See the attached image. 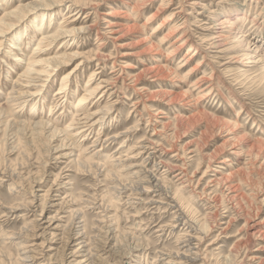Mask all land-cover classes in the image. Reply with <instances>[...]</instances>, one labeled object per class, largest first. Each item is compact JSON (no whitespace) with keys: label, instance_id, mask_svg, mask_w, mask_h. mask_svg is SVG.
Masks as SVG:
<instances>
[{"label":"rangeland","instance_id":"obj_1","mask_svg":"<svg viewBox=\"0 0 264 264\" xmlns=\"http://www.w3.org/2000/svg\"><path fill=\"white\" fill-rule=\"evenodd\" d=\"M20 1L25 5H32L40 0H0V17L3 11L7 9L6 5L11 4V9H15ZM84 1L86 2V0ZM162 1L163 0L150 1L147 6L140 10L138 15L133 12V8H125L120 5L116 8V12L122 11L124 14L122 15L121 13L117 17H109L106 13L110 11V3H116L118 0L93 1V7H95L96 10L94 8H88L80 17L81 21H83L84 17L89 14L90 16L84 19L85 21L82 25L92 26V29L74 38L67 48L68 51L70 50L69 52H76L86 56L85 58L82 57L77 59L75 63H70L68 66L61 67V70L53 73L54 76L46 79L43 84L44 88L42 92L45 94L43 97L38 96V99L35 98L37 100L42 99V102H40V114L37 113V115H33L34 98L28 97L26 102L18 101L24 103L22 110L20 103H8V94L14 86L15 81L18 79L20 72L23 71V67L25 63L28 62L31 54L36 53L37 37L40 35L38 32V25L44 22L42 18H40L42 17V12L37 11L27 15L9 34H6L8 35V39L5 38L3 45L0 47V108H2L3 115H5V117L0 118V122L3 121L4 125H7L9 120H13V116H11L12 113L15 114L21 111L15 115H22L26 120L35 118L36 121L43 120L49 122L50 127H53L55 121L61 118V122L56 124V126L64 129L75 116L74 112L75 106L78 103V96L72 98V95L76 91L81 92L84 90L93 72H100V74L94 77L97 81L98 79L99 81H113L114 78L122 75V67L126 64L125 62H129L132 67H136L135 69L124 70L131 74L158 64L159 61H162L166 54H168L166 50L167 46L162 47L161 50L148 52L149 44L145 42V39L151 37L156 43H159L163 35L169 31V29L173 28L175 25L181 26L183 22H185L183 31L190 38L191 43H197L203 48L200 54L196 55V57L183 68H179L182 65L180 61L187 49L178 52L173 62L170 64V68L176 70L183 78L186 71L192 69V67L197 65L200 61L203 60L204 62L201 66V71L193 76L191 75V77L185 79L184 82H181L180 78L176 77L175 79V76L171 81H154L149 77H145L138 85L140 89L144 88L142 92H136L132 88L126 86H123V89H119L122 83H113V86L115 84L118 85L117 88L112 85L107 86V84H102L103 87L107 86V88L95 95L94 102H98V109L103 108L107 101L113 103L117 101L118 104L115 106V109L110 112L108 116L110 118L106 121V124L104 126H96L94 129L92 135V138H94L93 140L96 139L97 134H100L102 137V144L90 148V150L86 151L85 155H83V150L89 148L92 141L86 143L83 150L77 147L72 149L73 147L70 143H68L67 147L59 148V145L61 146V140H63L62 137L58 140L54 139L50 147H48L50 143L47 141L45 142V137L39 138L36 144L32 145L29 131L27 132L28 134H26L11 129L7 130L1 122L0 169L3 170V168H5L9 175L12 174L17 184H24V186L27 187L26 189L29 188V183L32 182L34 191L38 195H42L50 188L52 189L51 203L45 207L43 213V217L46 220L56 215L59 207L52 206L60 204L61 200L70 203L69 207L74 211H80L75 221L78 223L77 225L82 227V230L85 228L86 232L80 233L78 237H82L83 241H86L88 244L90 243L91 247H94V241L95 244L97 242L99 246L102 245V248L105 247L104 252H99L100 254H104L103 258L105 260L96 261L94 264H164L166 263L164 260L166 256L161 257L162 255L177 252L183 247L182 242L185 237H182V228L176 227L171 229L170 225L174 224L173 214H171V212H166L158 205L149 204L152 203V199L155 201L159 198L156 197L154 193L136 194L132 189H123V185H127L125 184L127 182L124 179L120 180L121 182L111 180L107 176V172H105L106 168L103 166L107 165L110 156L115 155L117 148L124 142V145H129L128 148H133L134 146L137 148V146H141L138 145L140 141L155 137L153 135L156 129H162L161 124L163 125V123H167L168 121L174 122L176 114L179 112L186 114L187 110L190 109L189 106H186L187 110L183 111L182 109L184 108L181 109L180 105L175 103L170 104L160 98H156L154 101L150 100L147 97L148 93L145 92H156L158 90L171 91L180 88L186 90L197 77L206 73L209 77L212 76V81L208 84H214V89L217 88L216 83L218 81L224 82V87L222 86L223 88H221L224 96L218 92L211 101H204L201 104L202 107L209 113L214 114L215 116L213 117L227 118L231 120L233 124H230L226 129H221V126H212L206 119H202L199 122L191 121L189 124L179 129L177 136L171 133L174 127L170 126L167 127L166 131L159 134L161 136L158 138L156 137V139H159L160 143L164 144V146L174 143L178 148L180 147L182 150L183 148L186 149V152L181 151V154L186 153L185 156L187 157L184 156V160L172 158L173 153L168 154V156L163 157V159L167 162L183 166L188 170V175L195 179L196 184H194L193 188L192 186L187 187L183 190V194L186 198V202L192 205L195 216L199 219L207 217L208 220L210 219L209 221L212 225L213 232L204 239L202 244L198 245L201 250V257H205L208 262L205 263L259 264L258 261L251 260L253 256H258L262 258L260 264H264V237L262 238L250 234L254 227L264 230V0H197L200 5L196 6L194 10L186 7L184 14L180 16L182 19L180 22L176 24L174 22L168 28L159 33L155 32L152 36V33L155 31L160 21L175 12L174 9L178 7L176 0L172 2V7L167 9L168 11L162 13L155 19H149L150 16L153 15L152 13L159 10ZM67 5L69 6V4ZM67 5L59 7L56 10V12L61 11L60 15L54 17L56 25L62 22L63 18L68 15L67 12L69 11L66 8ZM241 5H245V7H241ZM235 8L242 11L239 17H243V11H245L246 18L242 21V24L237 22V19L234 18V22H236L234 24L235 28L231 29V31L229 27H231L230 25L232 24L230 23L224 25L223 29H217V27H221L219 24L221 23V19L225 17L224 13ZM126 13L129 14L130 18H125ZM104 18L109 21L115 20L124 22L127 26H132L134 22H136L140 25V28L137 27L125 33L120 42L115 44V42L111 40V35H103L106 29ZM71 20L72 19H70V21ZM253 20L255 21L253 22ZM146 22L148 24L144 26ZM236 31L237 33L247 35L246 38L240 40L244 42V47L241 48V50H244V53L250 54L252 58L230 59L232 60L231 63L221 66L226 63L230 57L236 56L235 52H227L218 55V53H212V50L217 49H209L208 45L204 43L213 36H217V33L222 32L221 34L224 35V38L228 39V37H230L229 41H223L226 45L224 49L229 50L235 45L231 43V41L235 40ZM19 33L21 34L19 35ZM196 35H199L201 38L196 39ZM17 39L25 41L22 43V49L24 51L17 50L16 47L14 48V46H17L15 45ZM119 44L125 45V47L117 48ZM57 47H63L62 41H58L49 49H56ZM129 51L136 52L137 56L123 58L122 61L114 64V59L120 52L126 53ZM97 52L98 56H96ZM17 54L24 62L15 61V56ZM89 56H92V58ZM108 57L110 58L108 59ZM155 57L158 59V62ZM248 61H250V63H247ZM78 64H81L77 67L78 70L73 71ZM113 65L114 68H112ZM229 66H232V69L236 70L238 77L245 72L247 74L245 73L244 76L236 80L231 74L227 73V68ZM70 72H73V74H71L72 77L67 93H71L72 95L70 94L66 97L68 98V102L60 106L61 102L57 108H53L56 103L54 99H57L55 95L61 87L62 78ZM122 76L127 80L125 75ZM94 82L95 81L92 80L88 85ZM239 82L244 83L242 88L240 87L241 85H237ZM23 83H25V79L20 82V84ZM128 83L129 81L127 80L126 85ZM104 90L105 92H103ZM102 93L103 96L101 97ZM227 100L233 101L234 108L228 107ZM144 104H146V108H143ZM224 111L230 113L232 118L227 117ZM150 112H153L152 116L149 115ZM137 120L139 122L137 131L126 134L128 128L134 126ZM227 130L230 131L226 132ZM45 133L48 137L49 130H46ZM116 134L120 135L116 141H105L108 136ZM168 137L169 139H167ZM42 139L44 140L42 141ZM74 141L77 143L79 139H75ZM232 144L236 145L235 147L241 148L243 153L239 155L234 154L233 151L235 148ZM254 144H257V149H259L258 147H263L260 152L261 157H259L258 160H250L247 154H245ZM241 149L239 150L241 151ZM191 150L195 152L190 153ZM96 151L99 154H97L95 158L99 160L102 165V168H100L101 172L99 173L95 170L89 172L88 168V170L86 168H81L80 170L75 163L71 162L79 155L83 161L87 160L88 157L94 155ZM151 151L153 152V150ZM70 152H74V156L69 155ZM137 152H144L140 156L142 159L147 157L146 151L140 149ZM58 153H60V155ZM65 154L68 155L66 156ZM52 155L54 157H52ZM56 156H59V159H57ZM214 158L216 162H212V169H216V167L219 166L217 170L227 173L226 175L231 177L234 181L242 179L238 188L240 194L236 197L237 200L236 198L234 200V198L229 195L228 190L223 188L225 187L224 185L215 187L214 189L210 187V183H207L209 182V178L205 177L206 179L204 178L205 180L200 181V184L197 185V181L200 180L209 165V160L213 161ZM226 159H228L229 162L224 163L223 161ZM133 161H141V158H137ZM157 162V158L153 159L148 168L153 170V166ZM20 173L22 178L20 177ZM208 173L210 176L212 174L211 170H209ZM230 173H234V175H230ZM39 175L44 176V178H42L43 180L38 178ZM58 175L59 178L58 181H56ZM8 176L0 174V264H54L53 262L55 260L51 262L49 255L35 254L39 249L35 250L36 252L32 254L33 258L28 260V262L19 260L25 252L22 251L21 248L23 247L21 243L24 239L18 240L16 237L22 232L25 226V218L22 217L21 214L23 213H21V210L17 212L14 211L15 213H8L6 208H9L12 204L22 202L28 198V196L22 189L18 188L19 186L11 185L12 181ZM40 185L43 186L42 189L36 187ZM226 195L227 197H225ZM72 198H76V201ZM238 198H240L239 201ZM96 199H99L98 202L100 200L103 201L108 210L107 219L105 220L106 224L103 223L106 226L102 224L106 213H103V209H99V206L95 205L94 202ZM236 203L240 204L236 205ZM41 210L42 209H40L38 213H40ZM59 214L58 218H62L61 222L57 223H62L66 226L71 221L70 212L60 211ZM246 222L250 225L249 227H247ZM257 222H259V224H257ZM47 225L48 224L45 226ZM252 225H254V227ZM55 226L56 224L53 227ZM53 227L48 231V235H45V238L40 237L41 231L37 234L38 236H31L30 239H25V242H29V245L34 244L38 248L40 244L45 242L46 247L48 245L53 247L50 248L48 253L52 256L56 255L55 257L59 259L62 255V245L59 240L56 242L52 241L53 239H51L49 234L53 232ZM224 227L227 228L224 230V233L221 234L220 229ZM12 233H16V237L8 239L13 236ZM60 233H62V231H60ZM105 233H109L106 236H110L108 244H105L106 241L103 239ZM76 236L77 235H74L73 237ZM216 238H218V240H216ZM76 239H74L75 241L73 240L74 242L71 244L72 246L70 248H72V251L79 250L78 243L81 241H77ZM117 240H122L121 246L116 243ZM135 243L141 246L140 249L132 251V254H134V257H132L133 262L126 263V260L122 263V256L127 255V252H131V247L134 248ZM76 244H78V246H75ZM194 244L196 246V242H194ZM260 246H262V250L257 251ZM141 249H144V251L140 253ZM46 250H49V248ZM226 256L228 257L227 260ZM75 259L82 260L83 258L81 254H78ZM202 261L198 264H203ZM71 262H73L71 264H75L74 261L71 260ZM85 264L90 263L87 262Z\"/></svg>","mask_w":264,"mask_h":264},{"label":"bare ground","instance_id":"obj_2","mask_svg":"<svg viewBox=\"0 0 264 264\" xmlns=\"http://www.w3.org/2000/svg\"><path fill=\"white\" fill-rule=\"evenodd\" d=\"M93 1L95 0H86V2L84 0H40L37 3H34L32 5H28V4L25 5L20 1L19 5L15 9H11V4L6 5L7 9L3 11V14L0 17V47L3 45L4 39L7 38L8 36L6 34H9L13 30L14 27H16L22 20H24V18L27 15L33 12L41 11L42 17L40 18H42V21H44L42 22V24L38 25V28H39L38 32L40 33V35H38L37 37V45L35 49L36 53H32L31 56L29 57L28 62L25 63V66L24 67L22 66L24 69L23 71L20 72L18 79L15 81L14 86L12 87V89L10 90L8 94L9 104H11L12 102H18V101L26 102V99L28 97L34 98V99L35 98L38 99V96L43 97V95L45 94V93H42L43 88H44L43 84L47 78L54 76L53 73L61 70V67L68 66L70 63H75V61L79 58H82V57L85 58L86 55L84 56L76 52L75 53L69 52L70 50L68 51L67 48L70 45V42L74 40V38L82 34H85L86 32L92 29V26L82 25L85 21L84 19L88 18L90 15L87 14L84 17L83 21H81L80 17L84 13V11L88 8L89 9L94 8L96 10V8L93 7L94 5ZM150 1L152 0H118V2L116 3H110L111 4L109 5L110 11L106 14L109 17H117L121 13L123 15L124 12L122 11L116 12V8L121 5V6H124L125 8H133V12H135L138 15L140 10L143 9L145 6H147ZM174 1L176 0H163L159 7V10H157L155 13H152L153 15H151L149 19H155L159 17L162 13L168 11L167 9L172 7V2ZM176 3L178 7L174 9L175 12H173L167 18L160 21L157 28L152 33V36L154 35L155 32L159 33L162 30L168 28L172 23L175 22L176 24L180 22L182 20L180 16L184 14L185 12L184 10L186 7L194 10L196 6L200 5V3L197 0H177ZM67 4H69V6ZM66 5H67L66 7L67 10L69 11L67 12L68 17L67 16L64 17L63 21L60 22L58 25H56L54 17H57L58 15H60V12H61V11L56 12V10L59 7L66 6ZM241 7H245V5H241ZM240 13H242V11H240V9L238 8H235L229 12H225L224 13L225 17L221 19L220 21L221 23L219 24V26L221 27H217V29H223L224 25L230 23L232 24L230 25L231 27H229L231 31V29L235 28L234 26V24L236 23L234 22L235 19H237V22L242 24V21L246 18L245 17L246 15H245V11H243L244 16L239 17ZM125 16H126L125 18H130L128 13H126ZM70 19L72 20L70 21ZM230 19H232L233 21ZM254 21L255 20H253V22ZM104 22L106 24V29L103 35L104 34L111 35V40L115 42V44H118L120 42V40L123 38V35L125 33L132 31L136 29L137 27L140 28V25L136 22H134L132 26H127L126 23L115 21V20L109 21L106 18H104ZM147 24L148 23L146 22L144 26H146ZM184 25H185V22H183L181 26L180 25L173 26V28L169 29V31H167L163 35L159 43H156L154 39L151 37L145 39V42L149 44L148 52L149 51L153 52L154 50H161L162 47L167 46L166 50L168 54H166L165 58H163L162 61H159L158 64H155L144 70H141L139 72H135L132 74L124 70L132 69V68L135 69L136 67H132V65L129 64V62H125L126 64L122 67L123 68L122 75H125V77H127V80L129 81L127 85H126L127 80L123 78L122 75H119L117 78H114L113 81H99V79L97 81V79H94V77L100 74V72L95 71L92 73L90 77L91 79L88 81V84H90L92 80H94L95 82L91 85L87 84L84 90L81 91L83 93L76 91L72 95L71 93L68 94L67 91H68L70 79L72 77L71 74H73V72H70L67 75L63 76L61 87L56 92V95H55L57 99H54V101L56 100V103L53 106V108H57V106H59V103L61 102L62 103L60 104V106H62L65 102H68V98L66 97H68L70 94L72 95V98H76L78 96V100H77L78 103L75 106V112H74L75 116L71 119V121L66 125L64 129H61L59 126H56V124H59L61 122L60 120L61 118H58V120L55 121V125H53V127H50L49 122H45L43 120L36 121V119L33 117H32L33 118L32 120H26L24 117H22V115H17V116L15 115V114L20 113L21 111H18L15 114L11 112L12 113L11 116H13V120L12 121L9 120V122L10 121L11 122L10 123L8 122L7 125H4L3 121L1 122L3 123L4 127L7 130L11 129V130H15L17 132L26 133V134H28L27 132L29 131V133L31 134L30 139H31L32 145L36 144L39 138L41 139L45 137V142L46 141L49 142L50 145L48 147H50L51 142H54V139L58 140L60 137H62L63 140H61L62 142H61V146L59 145V148L67 147L68 143H70V145H72L73 147L72 149H75V147H77L78 149L83 150L84 145L92 141L90 144V147L83 150V153H84L83 155H85L86 151L90 150V148H93L96 145L102 144V137L100 136V134H97L96 139L93 140L94 138H92V135L94 133V129L96 126H99V125L104 126L106 124V121L110 118L108 117L110 115V112L114 110L115 106L118 104L117 101H115L114 103L111 101L110 102L107 101L106 105L103 108L98 109L97 107L98 102L97 103L94 102L95 95L98 92H101L103 89H106L107 86L109 85L113 86V83H118V84L122 83L119 89L120 88L123 89L122 87L126 86L129 88H132L136 92H142V89L144 88L140 89L138 85L143 81L145 77H149L153 79L154 81H160V80L171 81L174 79V76H175V79L177 77L181 79V82H184L185 79L191 77V75L193 76L201 71V66L203 65V62H204L203 60L197 63V65H194L192 69H189L188 71H186L185 72L186 74L183 78L180 76V74H178L176 70H172L170 68V64L173 62L174 57L178 54V52H181L182 50L187 49V51L185 52V55L182 57L180 61V64L182 65L179 68H183L191 60H193L196 57V55L200 54L203 48L201 45H198L197 43H191L190 38L183 31L185 28ZM237 31L234 37L235 40L231 41V43H234L235 45L232 44L234 45V47H232L229 50L224 49L226 45L224 44L225 42L223 41H229L230 37H228V39L224 38V35L221 34L222 32L217 33L216 34L217 36H213L211 39H208L204 43L205 45H208L209 49L211 48L217 49V50H212L213 51L212 53H218V55L227 53V52H235L236 56L230 57L229 60L221 66L231 63L232 60L230 59H238V58L244 59L245 57L252 58L250 57V54L244 53L243 52L244 50H241V48L244 47L243 45L244 42L240 40L243 38H246L247 35L237 33ZM20 34L21 33H19V35ZM195 38L199 39L201 37L199 35H196ZM22 39L16 40V42L20 44L16 43L15 45L17 46H14V48L16 47L17 50L19 49L21 51H24L22 49V43H24L25 41H23ZM58 41H62V45H63L62 48L57 47L56 49H49L54 44H56ZM124 47L125 45H122V44L117 45V48H124ZM241 53H244V54H241ZM96 56H98V52L96 53ZM136 56H137L136 52H133V51H129L126 53L120 52L118 56L114 59V64H117L119 61H122L123 58L136 57ZM89 57L92 58V56H89ZM109 58L110 57H108V59ZM15 61L24 62L23 59H20V57H18V54L15 56ZM156 61L158 62V59H156ZM247 63H250V61H248ZM80 65L81 64H78L76 68H74L73 71L78 70L77 67H79ZM112 68H114V65L112 66ZM227 73L231 74L232 77L238 80L240 77L244 76L246 72L242 75H239L238 77L236 70L232 69V66H229L227 68ZM211 77H209L208 74L204 73L203 75L197 77L192 82V85L189 86V88H187L186 90H183V88H180L178 90L173 89L171 91L158 90L156 92H152V91L145 92V93H148L147 97L150 100L154 101L156 100V98H160V99L167 101L170 104L175 103L177 105H180L181 109L184 108L182 109L183 111L187 110L186 106H189L190 109L187 110L186 114L181 113V112L176 114L174 118L175 119L174 122L168 121L167 123H163V125L161 124L162 129L161 130L156 129L155 134L153 135L155 137L140 141L138 145H141V146H137V148L135 146L133 148L132 147L128 148L129 145L128 144L124 145L125 144L124 142L121 146L117 148V150L115 151L116 154L113 156H110L107 165L103 166L106 168L105 172H107V176L111 180L115 182H121L120 180L124 179L127 182L125 183L127 185H123L124 187L123 189L125 190L132 189L136 194L137 193L149 194L150 192L154 193L156 197H159V198L156 199L155 201H153L154 199H152V203H149V204L158 205L159 207H161V209H164L166 212H171V214H173L175 225L174 224L170 225L171 229H174L176 227L182 228L181 229V231L183 232L182 237H185L184 241L182 242L183 247H181L177 252H171V253H166L162 255L161 257L166 256V258L164 259L166 263L164 264H198L202 260H203L202 261L203 264H206L205 262H207L205 257L204 258L201 257V250L198 247V245L202 244L204 239L211 232H213L212 225L210 224V221H209L210 219L208 220L207 217H204L201 219L197 218L195 216L192 205L186 202V198L183 194V190H185L187 187L192 186L193 188L194 184H196L195 179H193L192 176L190 177L188 175L189 173L187 172L188 170H186L183 166H180L172 162H167L163 159V157L168 156V154L170 153H173L172 158L176 160H184L183 157L186 155V153L181 154V151L186 152V149L183 148L182 150L180 147L178 148L176 145H174V143H170L167 146H164V144H161L160 140L159 139L157 140L156 137L158 138L159 136H161L159 134L163 133V131H166L167 127H170V126L174 127V130L171 129L172 130L171 133L177 136L178 131L179 129H181V127H183L186 124H189L191 121L199 122L202 119H206L212 126H216V127L221 126L220 127L221 129L223 128L226 129L230 124H233L231 123V120H228L227 118L223 119V118L213 117L215 115L209 113L201 105L204 101H211L213 97L216 95V93L218 94V92L219 94L224 96V93L221 89L224 87V84H223L224 82L218 81L216 83L217 88L214 89L213 87L214 84L213 85L208 84L212 81ZM23 79H25V83L20 84V82ZM102 84H107V86L103 87ZM243 84H244L243 82L237 83V85H241L240 86L241 88ZM117 86L118 85L115 84L113 87L117 88ZM175 86H178V85H175ZM103 92H105V90ZM102 96H103V93L101 94V97ZM37 99H35V101L32 100L34 101L33 102V106H34L33 115H37V113L40 114L39 112L40 102H42V99L40 100H37ZM227 102H228L229 108H234V103H232L233 101L227 100ZM20 104H21L20 107L23 110L24 103H20ZM143 108H146V104H144ZM1 109L2 108H0V118L5 117ZM224 113L227 114V117L232 118V115L228 113L227 111H224ZM60 114L62 115L61 112ZM152 114L153 112H150L149 115L152 116ZM141 117L143 119L142 115ZM2 123L0 125H2ZM138 126H139V122L137 120L134 126H132L131 128H128V130L126 131V134H131V133L136 132L138 129ZM46 130H49L48 137L45 135ZM228 131L230 130H227L226 132ZM119 136H120L119 134L108 136L105 141L106 142L116 141L119 138ZM75 139H79V142L76 143V141H74ZM167 139H169V137ZM43 140L44 139H42V141ZM232 145L235 148L233 151L234 154L239 155L243 153V150L241 148L235 147L236 145L234 144ZM256 145L257 144L252 145L249 151L245 153L247 154V157H249L250 160H258L259 157H261L260 152L262 151L263 147H258L259 149H257ZM140 149L143 151H146L145 152L147 154L146 158L142 159V157H140L141 154L144 153V152L142 153L137 152ZM239 149H241V151ZM151 150H153V152ZM97 151L95 152L94 155L88 157L87 160L83 161V159L79 155L75 159H73L71 162L75 163L78 169L80 170L81 168H86V169L88 168L89 172L95 170L96 172L99 173L101 172L100 168H102V165L99 162V160H96L95 158V156L99 154L97 153ZM194 152L195 151H192V150L190 151V153H194ZM60 153L58 154L60 155ZM73 153L74 152H70L69 155L74 156ZM263 153H264V149H263ZM65 155L67 156L68 154H65ZM52 157L54 156L52 155ZM56 158L59 159V156L58 157L56 156ZM137 158H141V161L134 162L133 160H136ZM155 158L158 159V162L154 164L153 170H150L148 168L150 166V162H152V160ZM214 160L213 161L209 160L210 161L209 165L206 171L203 173V176L200 178L199 181H197V185L200 184L199 183L200 181L205 180L206 178H209V182L207 183H210V187L214 189L215 187L224 185L225 187L223 188H226L228 190L229 195L235 200V198L238 197L240 194L238 191V188L240 186L239 184H241L242 179H238L234 181L233 179H231V177L226 175L227 173L218 171L217 168H219V166L216 167V169L215 168L212 169V166H213L212 162H216V160L215 161ZM223 162L227 163L229 162V160L226 159ZM209 170H211L212 172L210 176L208 173ZM0 174H2L3 176L9 175L7 170H5V168H3V170L0 169ZM231 174L234 175V173H230V175ZM8 177L12 181L11 185L19 186L18 188L22 189V191H24L26 195L28 196V198H26L22 202L12 204L9 208H6L8 213H12L14 211L17 212L21 210V213H23L21 215L22 217L25 218V226L22 232L18 234L17 237H16V233H12L13 236L8 238V239H12L16 237V239L18 240L24 239L21 243L23 246L21 248H22V251H25V252L23 253L22 258H20L19 260H21L22 262H28V260H31L33 258L32 254L36 252L35 251L36 249L37 250L39 249V251L36 252L35 254H45L47 256L49 255L51 262L55 260L53 262L54 264H67V263L71 264L73 263L71 262V260L74 261L75 264H85L87 262H89L90 264H94L96 263V261L105 260L103 258L104 254L99 253L101 251L104 252L105 247L102 248V245L99 246L97 242L95 244L94 240H93L94 247H91L90 243L88 244L86 241L82 240V237H78L80 233L86 232L85 228H83L84 230L83 231L82 227L77 225L78 223H76L75 221L77 220L78 215L80 214V211H74L73 209H71V207H69L70 203L66 202L65 200H61L60 204L52 206V207L54 206L59 207L56 215L49 217V219L46 220L43 217V213L45 211V207L51 203L50 200L52 199V195H51L52 189L50 188L49 190L45 191L42 195H38L34 191L32 182L29 183V188L26 189L27 187L24 186V184L20 182H19L20 184H17L12 174L9 175ZM20 177H21V173H20ZM38 178L43 180L42 178H44V176L39 175ZM58 178H59V175L56 177V181H58ZM36 187H38L39 189H42L43 186L40 185ZM225 197H227V195ZM240 198H238V201ZM98 200L99 199H96L94 203L95 205L99 206V209H103L102 210L103 213H106L105 214L106 216L105 218H103V221H102V224L103 223L106 224L105 220L107 219L108 210L105 207L103 201L100 200L98 202ZM73 204H76V203H73ZM237 204L238 203H236V205ZM40 209L42 210L40 213H38ZM60 211L70 212L71 221L66 226H64L62 223H57V222H61L62 217L58 218V216L60 215L59 214ZM246 223H247V227H249L250 225L248 224V222ZM46 224L48 225L45 226ZM55 224L56 226L53 227ZM257 224H259V222H257ZM252 226L254 227V225ZM52 227H53V232L49 234L51 239H53L52 241L56 242L57 240H59L62 245L61 247L62 255L59 259L58 257L57 258L55 257L56 255L52 256L48 253L52 246L48 245L46 247L45 242L40 244L39 248L36 247L34 244L29 245V242H25V239L26 240L28 238L30 239L31 236H38L37 234H39L41 231L42 232L40 233L41 234L40 237L45 238V235H48V231ZM226 228L227 227L220 229L221 234L224 233V230ZM261 229L262 228L259 229L258 227H254V229L252 230V233L250 234L263 238L264 230H261ZM60 231H62V233H60ZM108 234L109 233H105V237L103 238L106 241L105 244H108V242L110 241V236H106ZM74 235H77V236L73 237ZM76 238H79V239H76ZM218 238H216V240H218ZM74 239H76L77 241H81V242L78 243L79 250L72 251L71 250L72 248L70 247L72 246L71 244L75 241ZM121 241L122 240H117L116 243H118V245L121 246L122 245ZM194 242H196V246ZM78 244H76L75 246H78ZM140 246L141 245H138L135 243L134 248L131 247V252H127L128 253L127 255L122 256L121 262L124 263L127 260L126 263H132L133 262L132 257H134L133 256L134 254H132V251L140 249ZM47 248H49V250H46ZM261 248L262 246H260L257 249V251H261L262 250ZM142 251H144V249H141L140 253ZM78 254H81V257L83 258L82 260L75 259ZM227 259L228 257L226 258V260ZM251 260L258 261V263L260 264L262 261V258L258 256H253Z\"/></svg>","mask_w":264,"mask_h":264}]
</instances>
